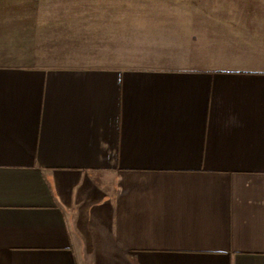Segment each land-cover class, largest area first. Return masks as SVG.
Segmentation results:
<instances>
[{
  "label": "crops",
  "instance_id": "1",
  "mask_svg": "<svg viewBox=\"0 0 264 264\" xmlns=\"http://www.w3.org/2000/svg\"><path fill=\"white\" fill-rule=\"evenodd\" d=\"M133 1L1 0L0 264H264V0Z\"/></svg>",
  "mask_w": 264,
  "mask_h": 264
},
{
  "label": "rangeland",
  "instance_id": "2",
  "mask_svg": "<svg viewBox=\"0 0 264 264\" xmlns=\"http://www.w3.org/2000/svg\"><path fill=\"white\" fill-rule=\"evenodd\" d=\"M5 1H8V0H5ZM20 1H25V0H20ZM128 2V0H126ZM130 2H134L133 0H129ZM141 0H136L135 2H139L140 3ZM1 2V0H0ZM182 2V1H181ZM88 255H86V260H89V257H87ZM89 262V261H88Z\"/></svg>",
  "mask_w": 264,
  "mask_h": 264
}]
</instances>
